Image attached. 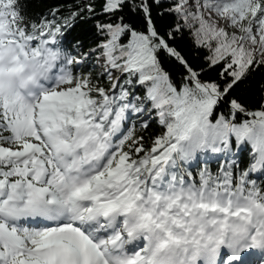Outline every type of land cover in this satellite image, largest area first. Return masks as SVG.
<instances>
[{"label":"snow or ice","instance_id":"1","mask_svg":"<svg viewBox=\"0 0 264 264\" xmlns=\"http://www.w3.org/2000/svg\"><path fill=\"white\" fill-rule=\"evenodd\" d=\"M0 264H264V0H0Z\"/></svg>","mask_w":264,"mask_h":264},{"label":"trees","instance_id":"2","mask_svg":"<svg viewBox=\"0 0 264 264\" xmlns=\"http://www.w3.org/2000/svg\"><path fill=\"white\" fill-rule=\"evenodd\" d=\"M47 0H35V3L37 5H39L40 7H43L44 6V3H46ZM213 167H215V165L213 164Z\"/></svg>","mask_w":264,"mask_h":264}]
</instances>
